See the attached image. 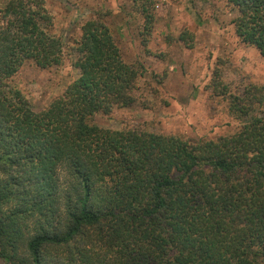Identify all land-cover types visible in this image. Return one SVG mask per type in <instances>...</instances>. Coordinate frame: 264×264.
<instances>
[{"label":"trees","instance_id":"trees-1","mask_svg":"<svg viewBox=\"0 0 264 264\" xmlns=\"http://www.w3.org/2000/svg\"><path fill=\"white\" fill-rule=\"evenodd\" d=\"M235 35L264 58V0H226ZM140 3L146 25L152 22ZM43 0L0 7V259L4 264H264L261 86L218 95L241 121L215 139L89 122L134 103L138 67L89 18L71 47L79 75L34 110L13 78L60 64ZM189 32L179 38L187 43ZM187 45V44H186Z\"/></svg>","mask_w":264,"mask_h":264},{"label":"rangeland","instance_id":"rangeland-1","mask_svg":"<svg viewBox=\"0 0 264 264\" xmlns=\"http://www.w3.org/2000/svg\"><path fill=\"white\" fill-rule=\"evenodd\" d=\"M7 0H0V7ZM143 0H43L51 17L49 32L62 43L60 64L46 68L25 61L13 78L34 110L44 108L79 75L71 47L81 25L100 18L109 27L122 58L138 67L133 104L97 112L90 123L110 129L136 128L183 139H215L241 121L218 95L216 72L231 93L249 85L264 92V58L243 43L231 23L237 14L226 0H150L152 22L146 25ZM186 33L187 43L179 38ZM187 44V45H186ZM259 110L264 112V100ZM0 264L4 261L0 259Z\"/></svg>","mask_w":264,"mask_h":264}]
</instances>
